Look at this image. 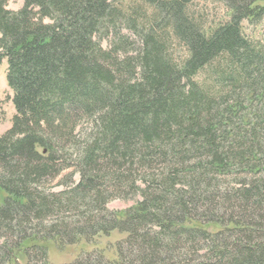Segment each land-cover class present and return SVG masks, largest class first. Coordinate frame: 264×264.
I'll list each match as a JSON object with an SVG mask.
<instances>
[{
	"label": "trees",
	"instance_id": "16d2710c",
	"mask_svg": "<svg viewBox=\"0 0 264 264\" xmlns=\"http://www.w3.org/2000/svg\"><path fill=\"white\" fill-rule=\"evenodd\" d=\"M208 1L229 21L206 28L195 0H0V264L115 232L113 256L65 264H264V46L243 31L264 0Z\"/></svg>",
	"mask_w": 264,
	"mask_h": 264
},
{
	"label": "rangeland",
	"instance_id": "374dc122",
	"mask_svg": "<svg viewBox=\"0 0 264 264\" xmlns=\"http://www.w3.org/2000/svg\"><path fill=\"white\" fill-rule=\"evenodd\" d=\"M195 6L198 12L202 13L206 18V28L208 27H215L218 24L226 23L230 19V14L225 9L222 4L219 3H212L208 0H195ZM23 5V0H8V9L11 11H18ZM243 31L246 37L254 42H260L261 45L264 46V20L256 25L252 26L248 22L243 24ZM123 34H129L126 29H123ZM112 38V37H111ZM110 40H103L104 48L109 47V41L112 42L114 38ZM135 38L132 34H129V46L126 47L124 51H119V54L125 55L127 54L129 57L134 55V44ZM175 58L179 59H187L188 53L183 47H176L175 48ZM135 56V55H134ZM6 72H7V64L6 62L0 65V137L3 136L6 132H8L12 126V120L16 114L15 108L13 105V92L9 88L7 79H6ZM72 170H65L63 171L56 180L46 185L45 189L47 192H59L63 190V187L59 184L61 181H67V176L71 173ZM75 176V180H76ZM141 197L139 196H131L127 199H114L107 205V210L114 212V211H123L129 209L130 207L134 206ZM126 235L118 234L117 232L113 233L111 237L105 238L102 237L96 243V246H86L82 247L84 250L90 248L91 250H104L107 248L109 251L106 253L109 257L113 256L115 253V244L125 239ZM81 247L75 248H66L64 251H59L51 247L49 249V261L52 264H65L73 261L80 253H83Z\"/></svg>",
	"mask_w": 264,
	"mask_h": 264
}]
</instances>
